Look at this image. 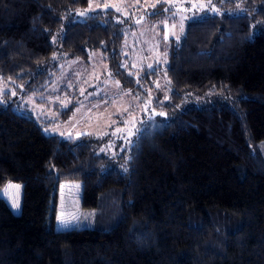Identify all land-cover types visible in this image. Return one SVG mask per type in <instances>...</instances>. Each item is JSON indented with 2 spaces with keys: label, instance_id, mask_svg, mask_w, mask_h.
<instances>
[{
  "label": "trees",
  "instance_id": "1",
  "mask_svg": "<svg viewBox=\"0 0 264 264\" xmlns=\"http://www.w3.org/2000/svg\"><path fill=\"white\" fill-rule=\"evenodd\" d=\"M193 1L217 11L196 12L163 40L162 69L142 73L109 0H0V80L29 88L54 51L97 53L165 115L112 161L0 101V189L21 184L18 214L0 197V264H264V0ZM72 181L93 225L54 230L57 187Z\"/></svg>",
  "mask_w": 264,
  "mask_h": 264
},
{
  "label": "rangeland",
  "instance_id": "2",
  "mask_svg": "<svg viewBox=\"0 0 264 264\" xmlns=\"http://www.w3.org/2000/svg\"><path fill=\"white\" fill-rule=\"evenodd\" d=\"M109 1L108 9L115 10L130 22L125 54L129 67L142 73L145 70L159 72L162 69L163 56L166 54L164 41L173 37L176 31L181 35L186 23L196 12H215L209 5L196 9L199 5L196 6L197 2L193 0ZM160 3L164 4L163 8L149 10ZM136 6L139 8L134 9ZM92 9L95 6H89L81 13L86 15ZM154 12L156 17L152 24L149 17H153ZM44 70L47 71L46 78L38 79L29 88H22L10 79L0 80L2 104H9L14 112L36 119L44 135L62 138L87 135L90 141L93 140L92 146L98 153L114 161L129 140L145 127L157 130L163 125L165 115L151 107L149 95L152 91L143 89L142 84L139 86L145 93L124 90L97 53L80 60L56 50ZM205 98L208 100V96ZM16 185H19L18 189ZM79 188L80 183L74 181L58 185L54 230L89 228L93 225L94 211H84L79 207ZM20 195L21 184L17 182L6 181L0 189V197L14 214H18L19 207L13 208L12 205L13 202L20 205ZM60 219L68 221L69 226L63 227Z\"/></svg>",
  "mask_w": 264,
  "mask_h": 264
},
{
  "label": "snow or ice",
  "instance_id": "3",
  "mask_svg": "<svg viewBox=\"0 0 264 264\" xmlns=\"http://www.w3.org/2000/svg\"><path fill=\"white\" fill-rule=\"evenodd\" d=\"M105 8H107L108 7V5H105L104 6ZM118 11H119V9H117ZM213 11H217V9H215L214 7H213V9H212ZM81 15H84V13H80ZM13 95H15V93L13 92ZM161 115H163V113H161ZM8 187H13L12 185H9ZM17 189L19 188V185H16L15 186ZM13 208H18L19 207V204L17 203V202H13ZM60 223H61V225L63 226V227H68L69 226V222L68 221H65V220H63V219H60V221H59Z\"/></svg>",
  "mask_w": 264,
  "mask_h": 264
}]
</instances>
